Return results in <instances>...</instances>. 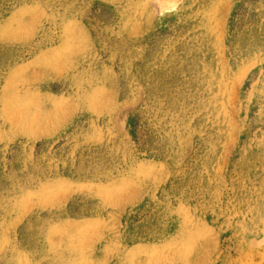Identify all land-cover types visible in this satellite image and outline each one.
<instances>
[{
  "label": "rangeland",
  "instance_id": "1",
  "mask_svg": "<svg viewBox=\"0 0 264 264\" xmlns=\"http://www.w3.org/2000/svg\"><path fill=\"white\" fill-rule=\"evenodd\" d=\"M0 264H264V0H0Z\"/></svg>",
  "mask_w": 264,
  "mask_h": 264
}]
</instances>
